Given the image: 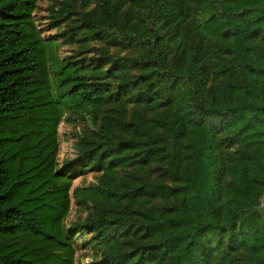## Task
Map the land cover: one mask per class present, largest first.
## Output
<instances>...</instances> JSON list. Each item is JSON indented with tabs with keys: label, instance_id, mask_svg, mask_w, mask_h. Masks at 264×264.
Returning <instances> with one entry per match:
<instances>
[{
	"label": "trees",
	"instance_id": "1",
	"mask_svg": "<svg viewBox=\"0 0 264 264\" xmlns=\"http://www.w3.org/2000/svg\"><path fill=\"white\" fill-rule=\"evenodd\" d=\"M38 2L0 0V264H74L65 184L86 173L98 218L73 230L99 264H264V0L107 1L86 37L126 56L66 62L57 85ZM65 113L100 122L53 172Z\"/></svg>",
	"mask_w": 264,
	"mask_h": 264
},
{
	"label": "rangeland",
	"instance_id": "2",
	"mask_svg": "<svg viewBox=\"0 0 264 264\" xmlns=\"http://www.w3.org/2000/svg\"><path fill=\"white\" fill-rule=\"evenodd\" d=\"M107 1L121 4L125 12L135 10L130 0H39L37 3L33 17L40 34L48 40L49 74L54 85H57V69L66 62L90 60L99 57L104 50L110 55L126 56V51L113 48L106 40H92L86 37L87 26L83 16L94 13ZM57 93L58 91L54 90L53 94ZM132 109L139 111L137 105ZM99 122L98 116H75L65 113L56 128L53 172H59L75 159V146L78 141L95 131ZM124 176L125 174L121 173L119 178ZM95 185L96 176L92 173L72 174V179L65 184L70 204L62 221V229L72 250L70 256L74 264L100 262L101 252L95 246L91 232L82 235L73 230L75 225H83L87 220L98 218V213L91 203L74 196L75 191ZM262 204L264 205V200Z\"/></svg>",
	"mask_w": 264,
	"mask_h": 264
}]
</instances>
